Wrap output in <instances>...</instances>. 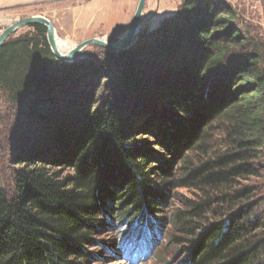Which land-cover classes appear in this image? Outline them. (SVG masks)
<instances>
[{
  "label": "trees",
  "instance_id": "16d2710c",
  "mask_svg": "<svg viewBox=\"0 0 264 264\" xmlns=\"http://www.w3.org/2000/svg\"><path fill=\"white\" fill-rule=\"evenodd\" d=\"M233 18L184 0L154 34L87 65L59 60L39 23L6 39L0 91L24 103L30 133L11 156L13 189L0 184V264H86L107 220L126 222L135 260L168 185L192 193L171 216L184 264H264V76L255 56L223 73L243 39Z\"/></svg>",
  "mask_w": 264,
  "mask_h": 264
},
{
  "label": "rangeland",
  "instance_id": "374dc122",
  "mask_svg": "<svg viewBox=\"0 0 264 264\" xmlns=\"http://www.w3.org/2000/svg\"><path fill=\"white\" fill-rule=\"evenodd\" d=\"M138 1L0 0V29L2 31L21 18L42 15L53 24L57 39L67 42L69 46L74 47L93 37L116 43L126 36ZM183 2L184 0H145L135 41L149 37L162 23L174 18ZM210 2L215 4L217 9L223 8L234 13L231 21L233 32L239 31L240 38H243L239 39L242 41L241 46L234 47L230 45L235 39H229L226 35L220 37L223 44L233 47V50L223 55V73L225 66L255 56L258 58V68L264 76V0H210ZM31 30L28 25L20 26L7 38L17 37ZM194 46L192 45L191 53L201 58L208 55L204 49H197ZM105 50L109 49L94 44L87 45L74 56L73 62L82 61L87 65L90 61H100ZM219 72L220 70L210 69L203 73V79L207 81L212 76L217 77ZM24 108L23 102H13L7 93L0 91V184L6 190L13 189L11 156L22 145V135L30 133L27 124H24L29 120L23 116ZM261 163L264 166V159ZM177 164L173 162V170ZM260 188L263 191L260 207L264 211V175L260 180ZM189 196H192V193L185 188L172 189L169 185L165 187L162 201L151 212L157 223L155 227L148 225L150 229L149 232L147 230V237L151 235L152 243L149 244L148 252H137L135 260L132 258L134 253L132 248L130 258L123 255L127 249L123 246L124 240L127 241L128 232L131 230L125 231L121 239V233L118 232H124L126 222L110 226L108 220L105 221L106 227L94 235L100 242H95L88 248L93 254L86 264H184V246L173 239V236L179 235L171 224V216L181 207L184 197ZM111 218L114 222L115 216L112 215ZM128 220L132 222L131 218H128L127 222ZM136 229L135 236L136 231L138 232ZM111 241H114V247Z\"/></svg>",
  "mask_w": 264,
  "mask_h": 264
},
{
  "label": "water",
  "instance_id": "95a60500",
  "mask_svg": "<svg viewBox=\"0 0 264 264\" xmlns=\"http://www.w3.org/2000/svg\"><path fill=\"white\" fill-rule=\"evenodd\" d=\"M144 2L145 0L138 1L136 10L133 14L131 24H130V27H129V30L126 36L122 40L116 43H109L105 41L104 39L93 37V38H89L87 40L82 41L78 45H75L74 47H72L68 52L61 54L56 48V44H55L56 32H55V28L53 24L51 23V21L42 15H31L28 17L21 18L13 22L12 24L8 25L6 28H4L0 32V46L6 41L9 34L15 31L18 27L29 25L31 23H39V24L46 26V38H47L49 47L52 53L61 61L72 63L74 56L80 50H82L85 46L90 45V44H94V45H97V46H100V47H103L109 50H113L116 52L123 51V50L130 48L134 44L135 36L139 28V21L142 17Z\"/></svg>",
  "mask_w": 264,
  "mask_h": 264
},
{
  "label": "bare ground",
  "instance_id": "6f19581e",
  "mask_svg": "<svg viewBox=\"0 0 264 264\" xmlns=\"http://www.w3.org/2000/svg\"><path fill=\"white\" fill-rule=\"evenodd\" d=\"M55 44H56L57 50L61 54L68 52L72 48V46H69L67 42L57 39L56 36H55Z\"/></svg>",
  "mask_w": 264,
  "mask_h": 264
},
{
  "label": "built area",
  "instance_id": "2783aa9c",
  "mask_svg": "<svg viewBox=\"0 0 264 264\" xmlns=\"http://www.w3.org/2000/svg\"><path fill=\"white\" fill-rule=\"evenodd\" d=\"M0 31H1V29H0Z\"/></svg>",
  "mask_w": 264,
  "mask_h": 264
}]
</instances>
